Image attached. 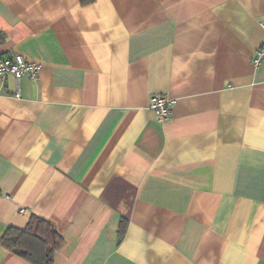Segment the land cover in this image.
Masks as SVG:
<instances>
[{
    "label": "crops",
    "instance_id": "0c3cea01",
    "mask_svg": "<svg viewBox=\"0 0 264 264\" xmlns=\"http://www.w3.org/2000/svg\"><path fill=\"white\" fill-rule=\"evenodd\" d=\"M262 22L264 0H0V56L39 64L0 84V264H32L1 244L32 214L54 264H264Z\"/></svg>",
    "mask_w": 264,
    "mask_h": 264
},
{
    "label": "trees",
    "instance_id": "16d2710c",
    "mask_svg": "<svg viewBox=\"0 0 264 264\" xmlns=\"http://www.w3.org/2000/svg\"><path fill=\"white\" fill-rule=\"evenodd\" d=\"M90 4L94 0H80ZM125 225L122 224L121 232ZM64 240L52 222L32 214L25 228L9 226L1 237V244L32 264H54L55 254Z\"/></svg>",
    "mask_w": 264,
    "mask_h": 264
},
{
    "label": "built area",
    "instance_id": "2783aa9c",
    "mask_svg": "<svg viewBox=\"0 0 264 264\" xmlns=\"http://www.w3.org/2000/svg\"><path fill=\"white\" fill-rule=\"evenodd\" d=\"M264 28V22L261 23ZM264 59V39L257 49L253 58L255 64H259ZM39 73V64L29 61L21 54H15L9 57L0 56V84L4 83L8 76L12 75L16 80V97H21L20 84L24 77L37 79ZM175 104V99L167 97L162 93H156L151 96L150 108L160 121H166L171 117V110Z\"/></svg>",
    "mask_w": 264,
    "mask_h": 264
}]
</instances>
